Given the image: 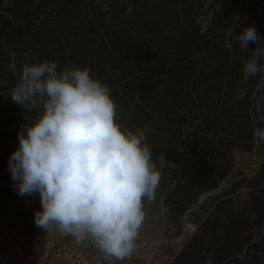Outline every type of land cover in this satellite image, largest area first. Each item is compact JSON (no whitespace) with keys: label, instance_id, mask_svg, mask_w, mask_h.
<instances>
[{"label":"rangeland","instance_id":"rangeland-1","mask_svg":"<svg viewBox=\"0 0 264 264\" xmlns=\"http://www.w3.org/2000/svg\"><path fill=\"white\" fill-rule=\"evenodd\" d=\"M0 9L16 11L15 24L21 28L19 32L13 33L11 30V33L0 34V89L11 88L6 101L1 98L6 93L0 92V108L7 106L12 109L11 92L22 68L29 65L31 56L37 61L44 59L45 43L56 38L57 33L64 36L62 30L65 27L86 32L95 16H100L109 30L124 29L137 37L142 36V31L146 32L141 59L147 56L155 66L164 64L169 67L181 60L184 63H200L207 59L206 62L212 67L210 69L216 71H208L205 75L204 80H208L205 89H210V85L223 84L227 98L225 120L218 128L202 131L206 113L203 110L206 103H203L202 106L194 104L192 108L190 105L185 111L187 120L184 133L177 135L174 129L166 128L168 125L164 122L167 120H156L145 127L146 140L150 138L154 141L160 133L163 140L155 147L158 156L156 168L161 178L153 202H159L166 196L179 179L188 188L185 203L192 204L196 198L198 202L206 200L211 204L218 198L228 196L234 189L239 193L238 214L241 219L252 213L247 210L254 207V195L257 192L264 194V144L261 142L264 137V71L245 79L243 66L252 58L253 49L258 46L264 48V0H0ZM28 26L32 29L31 34L22 37V32ZM249 26H255L260 45L250 43L248 51H243L239 43L229 37L233 39V47L228 48L230 61L229 66L224 68L222 63L227 47L222 45V40L226 42V29L234 27L235 37ZM15 34L17 36L12 37ZM158 38L161 40L156 41ZM199 41L203 43L201 46ZM62 44L63 47L66 45L64 42ZM90 44H94V39ZM52 48L58 52L62 47L55 41ZM181 48L184 51L182 55L179 53ZM259 65L264 66V56L259 58ZM220 68L224 70L216 80L220 76ZM208 97V101L213 100L210 93ZM14 110L16 114L25 111L17 103ZM116 119L119 123L122 120L120 124L123 129L130 130L125 126L122 115L116 114ZM7 130L0 116V140L7 136ZM166 169L176 172L178 179L164 178ZM217 181L220 184L216 187ZM229 200H222L217 210L212 209L210 217L219 213L230 216ZM146 203L148 201L145 199L144 206ZM165 203L168 206L166 198ZM38 210H41L39 194L18 195L11 176L0 172V264H33L35 248L39 246L40 239L46 236L60 238L61 234L55 226L48 231L36 227L34 217ZM179 213L177 207L170 210L171 238L179 237L182 233V216ZM251 218L255 221L253 214ZM210 222L214 223V220ZM201 226L193 236L203 233ZM243 227L241 225L240 229ZM251 229V236L255 240L253 248L264 254V225L261 229L259 226ZM176 252L172 248L164 250L170 256L177 254L171 264L206 262L205 253L195 254V258H191L181 251Z\"/></svg>","mask_w":264,"mask_h":264},{"label":"clouds","instance_id":"clouds-1","mask_svg":"<svg viewBox=\"0 0 264 264\" xmlns=\"http://www.w3.org/2000/svg\"><path fill=\"white\" fill-rule=\"evenodd\" d=\"M233 32H225L229 49L233 39L243 51L260 45L255 26L239 36ZM261 56L264 48L253 49L245 79L264 71ZM10 98L25 112L37 110L9 158L17 194L40 196L36 227L91 240L110 259L130 258L145 221V199L155 200L161 178L145 133L121 127L109 88L88 68L61 71L56 61L26 65Z\"/></svg>","mask_w":264,"mask_h":264},{"label":"trees","instance_id":"trees-1","mask_svg":"<svg viewBox=\"0 0 264 264\" xmlns=\"http://www.w3.org/2000/svg\"><path fill=\"white\" fill-rule=\"evenodd\" d=\"M15 19H17L16 11L11 12L6 9H0V34L8 31L11 33V30L13 33L19 32L21 28L15 24ZM90 26L84 33L80 32L77 28L70 30L65 27L62 30L64 36H60L57 33L56 38H53V40L51 38L52 41L50 40L53 43L47 42L43 45L45 58L37 61L31 56L29 65L44 61H56L58 69L61 71L70 69L74 65L90 69V75L100 80L109 88L110 95L117 108V114L122 115L125 126L133 132H144L145 127L152 125L151 123L156 120L163 122L167 120L164 122L165 125H168L166 128L169 130L174 129L177 135L184 133V124L187 120L185 111L190 105L192 108L194 104H201L202 106L203 103H206L203 107L206 113L203 119L205 125L201 127L202 131L204 129L212 130L222 125L225 120V110H227L224 107L227 100L226 89L223 88L222 83L210 85V89H205L208 84V80H204L205 75L208 71H216V69H210L212 67L206 62L207 59L200 63H193L192 61H185L184 63L181 60L169 67L164 64L155 66L150 62L151 58L144 56L141 59V52H143L142 45L147 39L144 38L146 32L142 31V36L137 37L132 32L124 29L109 30L107 24L100 16H95L94 21L90 22ZM31 31L32 29L28 26L22 32V37L30 35ZM16 36L17 34L12 37L15 38ZM163 38L165 39V37ZM93 39L94 44L91 45L90 43ZM159 40L161 39L158 38L156 41ZM55 41L62 47L58 52L54 51L53 48L51 49ZM62 42L66 44L64 47ZM198 43L200 46L203 44L200 41ZM225 43V40H222V45H225ZM182 49L179 51L180 55L184 54ZM226 51L225 61L222 63V65L224 64V68L229 66L228 62L230 61L228 56L230 51L228 48H226ZM21 53L23 54V50H21ZM148 53H151V51L148 50ZM21 61L22 56L18 60V67ZM223 70L222 68L218 70L220 76L216 80H219L222 76ZM234 73L236 74L235 71ZM8 91H11V88L0 89V92L6 93L2 94L6 96H1V98H5V101L8 99ZM209 93L213 97L212 101H208ZM11 104V110L7 106L0 108L3 125L9 129L7 130V136L0 140V172L9 176H11L9 158L19 148V135L28 124L30 125L37 118V110L29 113L23 111L20 114H16L14 113L16 103L13 102ZM121 122L122 120L120 119ZM160 136L161 133L154 141L150 138L145 140V143L152 149V161L155 165L158 162L155 147H158V144L163 141ZM164 172V178L177 177V173L171 170L166 169ZM181 181L178 179V183L174 185L173 189L167 191L166 200L168 206L172 209L177 207L180 212L179 214L182 216L190 208L189 206L198 202V199H193L192 204L190 202H183L188 188ZM219 182L217 181L215 184L216 187L219 186ZM175 204L177 206H174ZM253 204L254 207H250L247 210H251L252 213L246 214V217L244 216L241 219L240 214H235L234 216L237 219L235 224H238L240 235L247 232L254 225L262 226L264 224V194L257 192L254 195ZM251 214L255 216V221L252 220ZM210 215L211 213L203 220L201 226V231L208 234L207 238L201 240L199 239L201 237H197L200 249H194L190 245L187 247V250L185 249L186 251L183 249L185 256L195 258L194 255L198 253H205V255L209 256V248L215 244L214 239L216 238L214 236L216 232L212 231L214 229L213 226L215 227L216 223L217 227L215 229L223 227V224L218 223V221L216 222L218 216L210 217ZM212 219L214 223L210 222ZM235 224L234 233L236 232ZM241 225L244 226L242 229H240ZM30 231L32 235V226ZM189 243L190 240L186 242L187 246ZM250 248H253V246L251 245ZM213 259L214 256L211 260L217 263Z\"/></svg>","mask_w":264,"mask_h":264},{"label":"built area","instance_id":"built-area-1","mask_svg":"<svg viewBox=\"0 0 264 264\" xmlns=\"http://www.w3.org/2000/svg\"><path fill=\"white\" fill-rule=\"evenodd\" d=\"M261 142L264 144V137ZM165 198L163 196L159 202L145 204V221L130 258L124 261L107 258L91 240L77 242L72 236L61 234L59 239L46 236L39 240L33 264H171L177 254L170 256L164 250L172 248L174 243L186 244L193 237L201 225V222L193 221L194 213L201 211L202 220L209 213L200 210L199 204L190 207L181 217L182 233L171 238V208L166 205Z\"/></svg>","mask_w":264,"mask_h":264},{"label":"crops","instance_id":"crops-1","mask_svg":"<svg viewBox=\"0 0 264 264\" xmlns=\"http://www.w3.org/2000/svg\"><path fill=\"white\" fill-rule=\"evenodd\" d=\"M238 197L239 193L238 190L232 191L228 196L222 198L216 199L213 203L205 202L204 200H199L196 204L192 206H196L199 204L200 210H203L206 213H212V209L217 210V205L224 199L230 198L231 200L227 201L230 204V216H224L222 214H218L217 220L218 223L223 224V227H221V233H219V228L212 229L213 232H216L214 236L216 237L214 239V245L210 246L209 250V256L207 255L205 264H264V254L256 250L254 248H250L252 245L254 238L251 236V230L249 229L247 232L243 233L242 235L239 234V228L238 224L235 222L237 219L234 217V210L236 211V215L238 214L239 210V203H238ZM191 206V207H192ZM202 207V208H201ZM193 221L198 223L201 222L202 225V218H201V211L196 212L193 214ZM234 224H235V230L234 233ZM200 225V226H201ZM264 225V224H263ZM262 225V226H263ZM262 226H259L261 229ZM254 228H258L257 225H254ZM218 230V231H217ZM210 232V231H209ZM201 235V236H200ZM201 237L199 239L204 240L207 238L208 234H199L198 236H194L190 239V243L184 244V243H174L172 246V251H178L183 253V249L187 250V247H192L194 249H200L199 244L197 243V237ZM185 250V251H186ZM184 254V253H183ZM214 256V259L217 263L213 262L211 259Z\"/></svg>","mask_w":264,"mask_h":264}]
</instances>
